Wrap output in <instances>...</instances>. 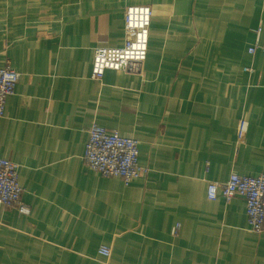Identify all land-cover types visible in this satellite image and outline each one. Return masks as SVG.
<instances>
[{
	"label": "crops",
	"instance_id": "1",
	"mask_svg": "<svg viewBox=\"0 0 264 264\" xmlns=\"http://www.w3.org/2000/svg\"><path fill=\"white\" fill-rule=\"evenodd\" d=\"M130 5L153 11L147 58L94 79V51L124 44ZM259 28L264 0H0V68L20 74L0 157L19 164L30 209L0 205V264H264L245 199L207 197L211 181L264 173ZM93 124L137 139L148 175L92 171Z\"/></svg>",
	"mask_w": 264,
	"mask_h": 264
},
{
	"label": "built area",
	"instance_id": "2",
	"mask_svg": "<svg viewBox=\"0 0 264 264\" xmlns=\"http://www.w3.org/2000/svg\"><path fill=\"white\" fill-rule=\"evenodd\" d=\"M153 11L149 5H130L125 10V41L120 47H98L94 51L92 77L100 79L107 70L138 71L147 58L150 26ZM256 47L264 50V37L257 30ZM250 53L255 47L250 48ZM253 72V68L246 69ZM20 74L6 66L0 68V118L5 115L7 99L16 91ZM249 122L241 117L237 125V143L245 142ZM139 141L123 136L117 130H108L98 124L88 128V141L84 159L88 167L105 177H119L126 185L135 179L148 175L150 169L139 163ZM23 188L19 181V164L0 157V205L16 207L20 214H29L30 209L22 199ZM221 194L227 201L242 196L246 202V213L250 229L264 233V173L258 176H246L231 173L224 182L211 181L207 187V197L217 199ZM177 223L172 234L180 230ZM99 252L109 257L111 249L102 246Z\"/></svg>",
	"mask_w": 264,
	"mask_h": 264
}]
</instances>
